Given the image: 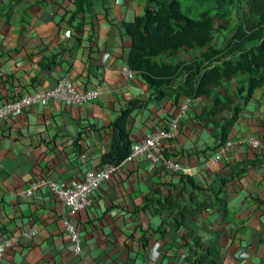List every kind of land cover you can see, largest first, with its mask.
Returning a JSON list of instances; mask_svg holds the SVG:
<instances>
[{
	"label": "crops",
	"instance_id": "crops-1",
	"mask_svg": "<svg viewBox=\"0 0 264 264\" xmlns=\"http://www.w3.org/2000/svg\"><path fill=\"white\" fill-rule=\"evenodd\" d=\"M79 1L0 0V106L53 88L62 76L79 90L100 89L95 101L53 100L0 120V239L35 231L0 264H191L193 252L208 248L220 264H264V155L246 144L264 142V84L239 94L242 74L190 98L174 138L162 145L163 156L190 175L126 159L91 207L71 217L46 192L23 195L33 180L67 183L100 167L111 124L132 101L140 106L127 120L131 145L164 127L187 98L173 92L186 78L181 67L161 97L138 73L124 74L132 45L124 24L143 15L147 0H83L77 11ZM201 52L179 49L156 61L179 66ZM223 135L233 146L212 161ZM64 219L80 233L79 253Z\"/></svg>",
	"mask_w": 264,
	"mask_h": 264
},
{
	"label": "trees",
	"instance_id": "trees-1",
	"mask_svg": "<svg viewBox=\"0 0 264 264\" xmlns=\"http://www.w3.org/2000/svg\"><path fill=\"white\" fill-rule=\"evenodd\" d=\"M199 1H212L215 14L208 9L202 11L199 18H190L181 11L178 0H147L143 15L124 24L132 40L128 68L138 73L155 90L157 97L164 94V88L172 86L180 67L186 78L173 90L178 99L208 96L212 88L222 87L236 74H242L246 80V87L238 88V93L250 95L264 84V0ZM239 8L241 12L227 44L223 48L214 47V34L223 28L216 21H224L233 9ZM80 10H85L83 0L77 3V11ZM179 49L202 52L198 60L179 66L156 61L163 54L172 55ZM139 106V101H132L129 108L114 119L110 152L102 157L103 164L119 165L128 158L132 145L126 132L127 120L131 110ZM222 138L225 141V135ZM192 255L191 264H220L215 249Z\"/></svg>",
	"mask_w": 264,
	"mask_h": 264
},
{
	"label": "built area",
	"instance_id": "built-area-1",
	"mask_svg": "<svg viewBox=\"0 0 264 264\" xmlns=\"http://www.w3.org/2000/svg\"><path fill=\"white\" fill-rule=\"evenodd\" d=\"M133 73L128 68L124 70V74L128 77H132ZM99 95L100 89L98 87L79 90L67 76H62L57 80L53 88L37 89L3 103L0 106V120H5L14 114L21 113L34 105L44 106L53 100L70 106L95 101ZM190 103V98H184L176 114L164 127L156 129L152 134L131 146V152L127 159H143L159 164L165 171L172 174L190 175V168L181 165L174 159L166 158L162 154V145L174 138L179 121L187 113ZM246 144L264 155L263 141L256 137H251ZM232 146L233 143L230 140H226L222 145L218 146L211 160L220 159L222 155L230 151ZM123 162L119 165L102 164L96 169L86 171L82 179L69 180L67 183H58L45 178L33 180L24 190L23 195L33 196L37 193L46 192L62 204L67 210L68 216L71 217L91 207L96 191L118 171ZM62 225L73 244L74 252L79 253L81 248L79 231L71 224L69 219H64ZM34 235V230L24 231L20 235H3L0 239V263L6 250L13 248L21 239L31 240Z\"/></svg>",
	"mask_w": 264,
	"mask_h": 264
},
{
	"label": "rangeland",
	"instance_id": "rangeland-1",
	"mask_svg": "<svg viewBox=\"0 0 264 264\" xmlns=\"http://www.w3.org/2000/svg\"><path fill=\"white\" fill-rule=\"evenodd\" d=\"M181 3V11L190 18H199V14L204 11L211 9V14H215V10L212 7V1L200 2L199 0H178ZM244 7V6H243ZM241 12L239 10L233 9L231 14L227 16L224 21H216L217 24H221L223 28L220 33L214 34L213 46L216 48H223L232 34V29L234 28L237 16Z\"/></svg>",
	"mask_w": 264,
	"mask_h": 264
}]
</instances>
